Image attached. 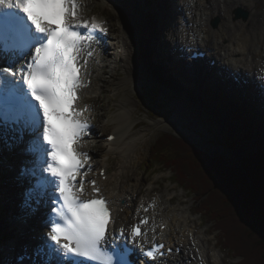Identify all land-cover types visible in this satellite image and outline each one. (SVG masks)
Wrapping results in <instances>:
<instances>
[{
	"label": "snow or ice",
	"instance_id": "snow-or-ice-1",
	"mask_svg": "<svg viewBox=\"0 0 264 264\" xmlns=\"http://www.w3.org/2000/svg\"><path fill=\"white\" fill-rule=\"evenodd\" d=\"M97 32H106L103 22L85 18L81 0H0L4 130L12 127L8 120L22 122L12 128L14 139L23 143L25 132L30 136L23 151L38 163L40 176L26 195L48 206L44 223L50 230L44 234L43 246L60 258V264H126L118 254L117 236L130 239L152 264H163L164 244L145 250L135 243L145 235L142 227L149 224L147 218L134 225L130 235L123 227L110 235L114 220L109 202L103 196H82L87 170L81 175V169H85L84 157H91L75 145L91 125L81 118L85 109L76 107V102L84 86L81 52ZM90 183L100 193L96 181Z\"/></svg>",
	"mask_w": 264,
	"mask_h": 264
},
{
	"label": "bare ground",
	"instance_id": "bare-ground-1",
	"mask_svg": "<svg viewBox=\"0 0 264 264\" xmlns=\"http://www.w3.org/2000/svg\"><path fill=\"white\" fill-rule=\"evenodd\" d=\"M99 1L106 7H112L117 10L126 33L122 41L124 52L121 53V64L124 63L125 73L123 77L115 80V93L120 97L117 103L118 110L115 111L116 113L114 112L115 114L112 113L110 118L108 117L112 123L115 138L112 141L107 140L108 147L105 150L106 156L118 153L123 160L120 162L118 171L115 172V174L118 173V178L112 173L107 180L101 181L104 188L102 191L113 199L117 208V222L112 227L118 230L123 226L132 224L142 213L136 203V198L142 186V178L140 176L133 178L139 160L137 157L140 149L139 143L146 139L147 131L139 129L144 123L143 120L136 118L140 101L139 96H136L138 89L143 88L148 82L159 83L162 87H167L169 80H171L170 73L176 68L167 66L169 64L167 58L171 59L172 57L180 56L181 53L187 56L189 53L186 48L190 45L207 47L210 55L219 58L218 66H224L226 69L235 72H252L256 76L259 85L264 87V0H166L165 5L158 3V0H81L83 8L87 12L83 16L88 19L95 17L103 22L105 29H110V18L107 19L105 17L109 22L108 25L106 21H103L104 18L99 17L101 13L94 15L96 4ZM152 5L158 8L154 16L150 12ZM180 7H182L181 10H179ZM189 9L191 10L190 14L188 13ZM239 9L248 12L249 15L245 20L244 18L241 19L242 17H237V15L235 17V13ZM106 11L109 10H103L102 15ZM208 13L213 14L212 20L219 19L217 27H212V22L207 17H204ZM184 18L194 20L196 25L193 28H187L184 25ZM157 43L158 45L155 46ZM109 48V46L107 48L103 47L102 52L91 62L92 83L86 87L82 94L84 103L89 101L93 103V114L97 108H95L96 105L92 100V97L94 98L92 93L101 92L104 85L109 82L105 78V73L110 67V58L108 56L111 50ZM160 56H162V60H160ZM155 63L160 64L162 68H158V70ZM131 64L134 71L132 74L130 73ZM189 64L191 68L198 70L199 76L202 77L200 74L201 64L198 65L196 61L189 62ZM138 67L141 71L138 70ZM178 67L180 68L181 64ZM138 71L140 75L136 74ZM150 75L154 78L150 77ZM201 85V87H199V83L196 85V92L193 94L197 98L203 99L200 92L204 89L205 83ZM242 90L243 93H246L244 96L247 99V109L251 107L256 109L257 106H262L264 109V97L257 93L259 90L256 89L255 82L247 84ZM211 106L210 112L213 110L218 113L220 119L225 121L228 118L229 120L231 119L232 112L230 110L224 111L221 106H218L217 102H213ZM187 113L192 115L184 107L179 108L174 117L175 122L171 120L170 124L177 126L175 124L177 123L179 127L182 126L183 123L190 120V116ZM251 113L260 114V112L254 110ZM100 132L103 133L102 130L98 129L96 132L94 131L93 135L97 136V133ZM261 136L264 137L263 135ZM253 139V137L247 138L250 141ZM91 142L92 140H89L87 149L93 151L94 148ZM11 143L14 148L18 146L16 139H11ZM21 146L23 145L21 144ZM252 146L253 143L248 142V145L240 148L239 151L243 154L244 150L246 151ZM1 154H4L2 149ZM237 154L239 155V152ZM26 161L23 159L21 166L29 168L25 164ZM154 161L157 162V160ZM29 163L31 164L32 162ZM160 165L164 168L166 167L162 164ZM14 166L15 172H10L11 176H3L8 179L7 182L0 175V189L5 190L4 195L0 196V203L3 200L4 202L12 203L13 196H17L12 186L14 183L21 182L24 173L22 174L21 170L17 169L16 165ZM170 169L175 175V170L171 167ZM153 188L154 186H151L152 190ZM186 191L190 192L191 190L188 188ZM195 193L192 191L191 194ZM196 194L198 195V193ZM171 195L172 193L169 191L166 196L163 194H160L159 197L155 195L158 206L154 214L158 218L171 219L172 229L178 231L177 236L172 233V235L176 236L179 243L184 246L183 252L178 259L182 261V264H220L221 260H223L221 249L216 246L218 244L217 241L213 240L215 244L210 243V231H208L210 228L203 230L197 226L196 222L191 223L189 221V217L192 214L191 207L185 206L181 201L177 204L171 202V199L175 197ZM101 196L104 197V195ZM201 198L199 196V200ZM123 201L124 203H122ZM122 206L125 208V212L121 211ZM110 209L113 216L114 208L111 205ZM161 211L162 215L160 216L159 212ZM198 211L201 214H208L206 210H201L200 206ZM32 219L21 221L16 214L18 224L14 225L12 222L11 227L14 228L16 226L17 229L21 227L25 235H29L33 239L38 238V233L39 231L41 232V228L39 230L40 223L39 221L34 223ZM38 219L40 220V216H38ZM44 219L45 217L40 220L43 227L47 226L44 223ZM7 223L9 224V221ZM29 225L34 231L32 234L27 233L25 230L28 229ZM37 229L38 231L36 232ZM8 238L13 240L11 234ZM13 241H15L13 244L16 246H20L23 243L21 239L18 241L14 239ZM20 250L24 251L25 248ZM210 253L213 255L211 256ZM20 255H23V253L17 255V252L13 251L12 258H15L16 262H12L11 258V263L26 264V262H19Z\"/></svg>",
	"mask_w": 264,
	"mask_h": 264
},
{
	"label": "rangeland",
	"instance_id": "rangeland-1",
	"mask_svg": "<svg viewBox=\"0 0 264 264\" xmlns=\"http://www.w3.org/2000/svg\"><path fill=\"white\" fill-rule=\"evenodd\" d=\"M158 3H163L165 5L166 0H158ZM96 5L94 14L99 15L101 13V16H105L107 19L110 18L111 24L110 29L112 40L109 44L111 46V53L108 56L110 58V67L105 73V78L109 82L104 85L101 92L92 93V95H94L92 100L96 105L95 108H97V112L95 114V121L97 124L96 129L104 130L103 133L107 134L110 130H112V123L109 118L112 113L118 110L117 103L120 97L115 93V80L123 77L124 75L119 67V63L122 60L121 53L124 52L122 41L124 40L126 33L121 24L122 22L119 18L117 10L112 7H106L103 3H101V1L97 2ZM103 10L109 11H106L104 15H102ZM157 10L158 8L155 5H152L150 8V12L153 16L156 15L155 13ZM157 45L158 43L155 46ZM160 60H162V56H160ZM138 70L141 71L139 67ZM139 71L136 74L140 75ZM150 77L153 76L150 75ZM183 81L185 80L180 79V82L183 83ZM186 85L190 87L195 85L194 78L193 81L190 82V85L187 84V82ZM175 86L176 85H173L171 82H169L167 87H162L159 83L148 82L145 86H143V88L138 89V93L136 94V96H139L140 98V101L138 100L139 108L137 110L138 114L136 115V118L138 120H143L144 123L139 129L147 130L146 139L139 143L140 149L137 153L139 160L133 175V178L136 176H140L142 178V186L139 191V197L143 198L144 196H147L148 193H162L166 196L168 191L171 192V196H175L171 199V202H175L177 204L181 201L185 206L191 207L192 214L189 217V221L191 223L196 222L197 226L203 230L210 228L208 229V231H210V243H213V240L217 241L218 244L216 246H219L221 249V256L223 260H221L220 264H239L240 257L235 255L234 250L225 246L224 239L221 238L220 231L215 227V221L208 218L209 214L206 215V213L201 214L197 212L200 202L204 201V197L199 200V196L196 193L191 194L192 191H190V193L183 188H180L179 186L182 185L175 182L176 176L174 173L171 172L170 169H165L163 166L156 164L154 161L156 158L152 154V147L159 136L164 133H171L197 145L204 151L209 152L212 156H223L231 165L237 166L242 164L245 155L249 152L255 151L259 139L246 141L244 137L240 136L242 130V124H240V122L236 123L234 127H231L232 124L230 123L228 127V119L227 121H223V119L218 117V113L213 110L210 112V108L212 109L211 104H205L206 106H204L203 104L197 102L200 98L194 99L196 101L195 102L193 99L188 97L190 96L189 92L184 93L177 88V86ZM208 93H214L213 88L210 92L209 90H206V93L203 91V99L206 98L210 101L215 100V97L212 95L208 98ZM203 99H201V101H203ZM221 103L225 108V102L221 101ZM229 105L230 104H228V107ZM182 107H184V109L187 112H190L193 116L187 113L188 116H190V120L188 122L183 123L180 127L177 123H175L177 126H173L170 124V121L172 120L175 122V114L177 110ZM214 113H216L217 116ZM252 117L254 118V116ZM262 117L263 120L262 118H259V123H263L264 125V114ZM239 137H241L243 141H241L235 148H232V140ZM248 142L253 143V146L248 148L246 151L244 150L243 154L240 153L239 149L248 145ZM92 144H94V149L97 153L94 158L95 162L101 164L104 160H108L111 172L118 178V173L115 174V172L119 169L122 157L118 155V153H112L111 155L106 156L105 150L108 146L101 141H92ZM236 151L237 153L239 152V155ZM200 172L201 171H199V173ZM151 186H154L153 190L151 189ZM4 191L5 190L0 189V196L4 195ZM18 201H20L19 198H17V202ZM12 212L16 214V209L10 208L7 211L1 210L0 208V264L11 263L10 259L12 258V252H17V255H19L21 253L20 249L25 248L24 245L22 248H19V246L16 247V245L13 244L15 242L13 241L14 239H17V241L20 240L22 235L21 233L23 232L21 227H18V229L16 226L14 228L11 227L12 222L14 225L17 224L16 221H13L14 218L12 216ZM7 221H9V224ZM27 228L28 229H25L26 232L31 234L34 232L32 231L31 226H28ZM37 231L38 230H36V232ZM10 234L13 236V240L8 238ZM7 247L10 248L11 251L8 250ZM210 254L211 256L213 255L212 253ZM14 259L12 258V262H16Z\"/></svg>",
	"mask_w": 264,
	"mask_h": 264
},
{
	"label": "trees",
	"instance_id": "trees-1",
	"mask_svg": "<svg viewBox=\"0 0 264 264\" xmlns=\"http://www.w3.org/2000/svg\"><path fill=\"white\" fill-rule=\"evenodd\" d=\"M152 154L156 164L173 168L177 181L204 197L200 209L215 221L225 246L242 256L240 264H264V137L237 166L171 133L158 137Z\"/></svg>",
	"mask_w": 264,
	"mask_h": 264
},
{
	"label": "water",
	"instance_id": "water-1",
	"mask_svg": "<svg viewBox=\"0 0 264 264\" xmlns=\"http://www.w3.org/2000/svg\"><path fill=\"white\" fill-rule=\"evenodd\" d=\"M245 17L247 16L246 14H243ZM214 24L216 25L217 24V21L214 22Z\"/></svg>",
	"mask_w": 264,
	"mask_h": 264
}]
</instances>
